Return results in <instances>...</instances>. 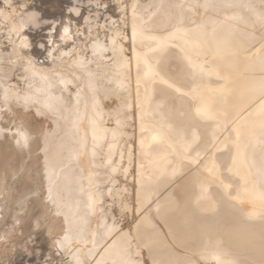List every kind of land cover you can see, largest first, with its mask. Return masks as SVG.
<instances>
[{
    "label": "bare ground",
    "instance_id": "bare-ground-1",
    "mask_svg": "<svg viewBox=\"0 0 264 264\" xmlns=\"http://www.w3.org/2000/svg\"><path fill=\"white\" fill-rule=\"evenodd\" d=\"M22 2L24 0H16L17 4ZM124 2L130 5L133 0H124ZM136 2L141 6L137 12L138 16L143 15L147 18V15L156 11L154 7L149 8V5L163 3L162 11L172 14L173 23H177V18H183V24L180 25L183 28L195 29L196 25L205 23L210 39L213 28L216 29V41L212 44V49L215 52L218 46L220 51L215 56L210 54L201 58V61L207 59L214 63L205 65L206 68H212L213 72L203 78L202 87L197 91L200 99L189 97L183 102L169 99L164 109L165 114L161 117L157 105L169 93L166 91V85L161 84L159 78H156L155 83L146 81L145 77L149 73L148 65L155 70L156 64L151 59L148 65L142 61L139 99L143 104L144 112L147 113L142 124L141 109L137 106L136 98V60L132 58L129 68L119 57L109 59L108 57H111L109 53L99 68L95 63L89 66L97 73L93 81L95 92L88 90L82 92L78 106L75 98L77 81L74 80L73 84L69 85L68 92L61 93L62 86L58 83L52 90L53 95H63L66 100L70 99L68 105L70 110L64 111L62 117H57L59 127L51 116L37 117L35 107L25 112L15 101H11L12 114L7 112L3 114L4 124L12 121L17 124L23 122L30 135L40 136L41 146L44 141L43 133L55 129V134L48 137L47 168L43 152L38 155L34 143L30 150L21 149L16 146L11 134L0 137V264H18L17 254L20 250H26L29 255L33 254L39 259L42 258L41 254L45 250V260L42 258L38 262L33 257L27 264H46L49 257L56 262L65 259L56 255L53 246V236L64 217L55 218L49 212L52 205L47 204L46 197L50 181L54 194L58 190L63 198L62 210L70 221L76 223L84 218L90 192L94 191L89 181V176L93 172L100 173L97 183L105 193L108 187H114L107 183V174L110 170L90 168L86 163L78 162L73 152V148L78 146L79 139L84 138V130L87 128L86 144L89 158L91 157L92 128L88 121L93 118L97 121L102 118L104 121L100 127L107 130V140L102 139V144L111 142L112 133L116 132L114 152L117 154L114 159L117 163H120L118 153L124 150L126 144L128 151L133 152L132 163H129L127 153L124 156L123 167L128 169L126 183L123 174H114L119 187L128 188L130 210L121 214L119 199L113 204L112 199L105 196V206L111 205L108 208L107 223L111 225L112 218L115 217L118 221L116 227L127 234L132 260H142L143 264H152L153 260L157 264H171V262L173 264H264V199L261 198L264 187L259 175L264 146L258 135L241 137V147L238 152L236 136L231 124L241 112L246 116L247 112L243 110L248 109L250 104L254 107V101L259 97V62L250 61L245 55L248 51H255V48L259 47L261 27L256 14L264 11V0H136ZM193 3H207L210 7L194 10H189L188 7H169V5ZM27 5V11L36 13L42 23L38 28L28 27L23 30V34L28 37L30 48H20L19 39L15 33L12 34L18 54L23 57L22 60H18L16 55H9L13 45L6 37L11 22L0 21V95L4 87L11 85L21 94L30 91L44 99V94L35 90L43 85L40 79L41 73L50 75L48 70L53 67L51 60H45V49L39 47L41 43L47 46L50 25L55 23L59 29L61 24L67 23L70 19L73 21L74 30L83 24V18L90 13L93 18L99 13L100 18L96 21L99 24L106 23V19L103 20L101 14L117 21L122 14L114 0L109 2L107 9H98L95 3H90L89 0H80L78 5L76 0H71L64 12L59 15L45 11L42 0H27ZM74 6L80 7V17L68 12L67 9ZM112 7L115 12H111ZM20 11L17 8V23ZM127 16L126 31L130 36L131 8L128 9ZM226 25H231L233 30L229 32ZM97 31L103 38L104 30H94V36ZM38 32L40 39L36 40L34 35ZM253 35L255 39L251 38ZM54 37L58 39V33L54 34ZM124 43L126 48L130 46L129 41ZM148 43L151 42L145 41V45ZM229 44L243 54L231 55L228 51ZM69 47H71L70 43L64 50L67 51ZM137 51H141L139 41ZM142 51L148 52V48L145 46ZM87 55L91 58V49ZM126 55L131 57V52H126ZM28 58H31L35 65L37 75L34 78L31 73L24 72ZM64 60V64L57 61L61 75L69 79L73 78L71 72H75L77 76L82 75L81 70L67 67L70 63L68 57ZM177 64L175 56H170L169 66L175 69ZM216 73H219V77ZM25 76L32 80L34 85L32 89H28ZM79 83L81 87H85L86 78ZM146 83H148L147 90ZM197 84H201V81L198 80ZM221 89H227L229 93L227 128L220 127L214 119H200L195 115L198 103L204 106L212 104L216 109H220L223 106L220 100ZM93 96L99 105L97 109L99 116H95L92 109ZM125 101L129 105L128 120L118 128L117 111L123 108ZM77 109L83 121L78 136L73 127L77 119ZM214 131L215 139H213ZM98 134L105 135L100 130ZM194 136L197 139L192 143ZM226 138L227 144H225ZM141 141L144 142L143 146ZM209 141H211L208 144L209 159H214L218 166L215 172L210 171L212 165L205 160V153L201 150ZM182 142L192 143L190 154H182ZM197 144H200L201 148H197ZM212 144L216 147L213 148ZM107 150L105 146L103 151L106 153ZM197 151H200L199 159H197ZM225 157L229 158L225 159ZM233 159H235V168L229 172L225 165L232 166ZM160 167H166L169 171L175 168V176L161 180L158 175ZM13 171L17 173L15 179L11 176ZM134 189H141L143 202L140 204L135 201ZM34 190L41 193L39 197L32 195ZM17 219L20 223L13 227ZM38 220L39 227L36 226ZM49 227L55 228L52 235H49ZM91 228L97 229L95 219H92ZM111 239L109 238L107 243L110 244ZM41 242L43 244L38 245ZM103 245L104 242H101L97 251H102ZM137 251L140 253L139 256L136 255ZM95 258L99 259V256Z\"/></svg>",
    "mask_w": 264,
    "mask_h": 264
},
{
    "label": "snow or ice",
    "instance_id": "snow-or-ice-1",
    "mask_svg": "<svg viewBox=\"0 0 264 264\" xmlns=\"http://www.w3.org/2000/svg\"><path fill=\"white\" fill-rule=\"evenodd\" d=\"M89 2L95 3L98 9H107L109 2H113V0H89ZM114 2L119 5V11L122 14L119 21L106 17V23L99 24L96 22L100 18L99 13L96 14L95 18H93L90 13L83 18V24L76 27L74 30L72 28L73 21L70 19L67 23L61 24L59 29L56 27L55 23L50 25L47 46L41 43L39 47L45 49V60H51L53 67L48 70L50 75L41 73L40 79L43 81V85L35 90L37 93H43L44 99H41L30 91L21 94L15 86L11 85L4 87L2 95H0V137H7L11 134L12 140L15 142L16 146L21 149L30 150L31 145L34 143L36 145L37 154L39 155L40 152L44 154L46 168L48 167L49 152L47 147L48 137L55 134V129L42 134L44 141L43 146H41L40 136L30 135L25 129L23 122L17 124L15 121H12L9 124H4L3 114L5 112L12 114V108L10 106L11 101H15L25 112L35 107V115L37 117L51 116L53 122L59 127V119H57V117H62L64 111L70 110L68 107L70 99L66 100L63 95H53L52 90L58 83L62 86L60 88L61 93L68 92L69 85H72L74 80L77 81L75 84V98L78 106L82 92L85 90L95 92L93 81L96 79L97 73L92 71L89 66L95 63L96 67L99 68L101 62L111 53V57H108L109 59L119 57L129 68L132 58L136 60V98L137 106L141 109L140 118L143 124L147 113L144 112L143 104L139 99L141 82L140 65L142 61L144 64L148 65V61L151 59L154 60L156 64L155 70L152 69L151 65H148L149 73L147 77H145L146 81L148 83H155L156 78H159L160 83L166 85V91L169 93V95L165 96L161 103L157 105V111H159L161 117L165 114L164 109L167 107V101L169 99L182 102L186 101L189 97L200 99V97L197 96V91L202 87L203 78L205 75H211L213 72L212 68H206L205 65L214 63V61L209 62L207 59L201 61V58L207 57L210 54L215 56L220 51L218 46L215 52H213L212 49V44L216 41L217 36L215 28L212 30L210 39L205 23L196 25L195 29L181 27L180 25L183 24L182 17L177 18V23H173L172 14L162 11L164 9L163 3L159 5H149V8L154 7L156 11L147 15V18H145L143 15H137L138 9L141 6L136 0H133L130 5L125 3L124 0H114ZM76 3L78 5L80 0H76ZM27 7V0L18 4L16 0H0V21L11 22V27L8 28V35L6 37L8 42L13 45L12 52L9 55H16L18 60H22L23 57L18 54L16 42L12 39V34L15 33L16 37L19 39L20 48H30L31 45L28 37L23 34V30L28 27L38 28L42 23L36 13L27 11ZM169 7H188L189 10H194L197 8L207 9L210 5L207 3H193L189 5H169ZM17 8L21 10L18 23L16 22ZM129 8H131L132 12L130 36L126 31L128 19L127 12ZM68 12L73 13L76 17L81 16L79 6L69 8ZM256 18L261 27V35L258 41L259 47L255 48V51H248L245 58L250 61L259 62V97L258 100L254 101V107L250 104L248 109L243 110L247 112L246 116L241 112L240 116H237L236 119L231 121L232 131L236 136V148L238 152L241 147V137H254L258 135L262 146H264V11L257 13ZM193 23L195 24V21H193ZM226 27H228L229 32L233 30L231 25H226ZM96 29L104 30L105 34L103 38H101L99 31L96 32L95 36L93 35ZM157 32L159 33L158 35L153 34ZM56 33H58V39L54 37ZM109 33H111V35H109ZM251 38L255 39V36L253 35ZM125 41L130 42L128 48L125 47ZM138 41L141 46L140 52L137 51ZM145 41H150L151 43L145 45ZM69 43L71 47L65 51L64 48L68 46ZM145 46L148 48V52L142 51ZM89 49H91V58L87 55ZM129 51L131 52V57L126 55V52ZM228 51L233 56L243 54L231 44L228 45ZM54 53L56 55H54ZM149 53H151V56H149ZM172 55H174L178 61L175 69L169 66V58ZM65 57L70 59V63L67 64V67L69 69L81 70V76H77L75 72H71L70 75L73 78L69 79L59 73L57 61H59L60 64H64ZM24 72L31 73L33 78L37 75L34 62L31 58H28L27 66H24ZM216 74L219 77V73ZM57 77H59L58 80L56 79ZM85 78V87H81L79 82ZM24 79L27 82L28 89H32L34 87L32 80L28 76H25ZM198 80L201 81V84H197ZM148 83L145 84L146 90ZM219 91L221 92L220 100L223 106L220 109H216L212 104L204 106L198 103L195 108V115L200 119H214L219 123L220 127L227 128L229 118V93L227 89H221ZM69 97H71V93H69ZM92 100L93 112L95 116H99L100 113L97 111L99 105L95 100V96L92 97ZM52 101H55V103ZM128 109L129 105L127 101H125L123 108L117 111L116 123L118 128L126 124L128 120ZM241 117L243 118L241 119ZM103 123L104 121L102 118L99 121L95 118L88 121V124L92 128V152L90 158L86 144L87 128L84 130V138L79 139L78 146L73 148V152L78 162H84L90 168H104L110 170L107 174V183L114 185V187H108L105 193L97 183L100 173L93 172L89 176V181L94 191L90 192L84 218L76 223L70 221L68 215L62 210L63 198L60 196L58 190L56 194H54V189L50 181L47 189L48 195L46 197L47 204L52 205L49 212L51 216L55 218L64 217V220L59 224L58 231H56V234L53 236V246L56 249V255L65 257V259L56 262L49 257L46 260V264H109L110 259L111 264H143L142 260H132L130 258V244L127 239V234L116 227L118 221L115 217L112 218L111 225L107 223L108 208L111 207V205L105 206V196L111 198L113 204L119 199L121 214L130 210L128 188L124 187L121 189L114 174H123L126 183L128 169L123 167L124 156L125 153H127L129 156V163H132L133 152L128 151L126 144L124 150L118 153L120 163H117L114 159V156L117 154L114 152L116 132L112 133L111 142H107L106 145L102 144V139L105 141L107 140V130L101 129L100 127ZM82 124L83 121L79 117L77 109V119L73 124L77 136ZM13 125L15 126L14 132ZM98 130L103 131L105 135L100 136ZM153 139H156V137H153ZM196 139L197 138L194 136L192 143H195ZM213 139H215V131L213 132ZM143 143L144 142L141 141V146H143ZM192 143H181L182 154L189 153V149L192 148ZM209 143H211V141L205 143L201 150L205 153V160H208L212 165L210 171L215 172L218 166L215 164L214 159H209ZM227 143L228 140L226 138L225 144ZM105 146H107L108 149L106 153L103 151ZM212 147L215 148L216 145L212 144ZM197 148H201V145L197 144ZM193 150L195 151V149ZM98 156L99 163H97ZM229 157H225V159ZM199 158L200 151H197V159ZM201 163H204V161H201ZM205 166L207 167V164ZM225 167H227L229 172H232L235 168V159H233L232 166L226 164ZM175 174V168H172L171 171L166 167H160L158 169V175L161 180H168L174 177ZM16 175L17 173L15 171L11 173L13 179L16 178ZM259 175L262 181V187H264V155L261 156ZM40 194L39 191H32L33 196L39 197ZM134 195L137 204L143 202L141 200V189H134ZM261 198L264 199V193L261 194ZM44 219L46 220L47 217ZM92 219H95L97 222L96 230L91 228ZM19 223L20 221L18 219L15 220L13 227ZM36 226H40L39 220L36 222ZM54 231L55 228L49 227V235H52ZM109 238H112L110 244L107 243ZM101 242H104L102 251H97ZM136 255H140L139 251L136 252ZM96 256H99V259H96ZM152 264H157V262L153 260ZM171 264H173V262H171Z\"/></svg>",
    "mask_w": 264,
    "mask_h": 264
},
{
    "label": "rangeland",
    "instance_id": "rangeland-1",
    "mask_svg": "<svg viewBox=\"0 0 264 264\" xmlns=\"http://www.w3.org/2000/svg\"><path fill=\"white\" fill-rule=\"evenodd\" d=\"M69 1L71 0H42L45 11L51 14H58V15L64 12ZM111 12H115L113 7L111 8ZM101 18L104 20L106 17L104 16V14H101ZM34 37L36 38V40L40 39L39 32L36 35H34ZM41 244H43V242L39 243L38 245H41ZM33 257L35 261H38V262H40L42 258H43L42 260H45L46 258L45 250L43 251V254H41V257H42L41 259H39L37 256L35 257V255L33 254L29 255L26 250H20L19 253L17 254L18 264H27L28 260L32 259Z\"/></svg>",
    "mask_w": 264,
    "mask_h": 264
}]
</instances>
